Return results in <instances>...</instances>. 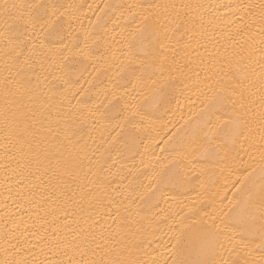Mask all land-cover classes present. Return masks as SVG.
Here are the masks:
<instances>
[{
  "label": "snow or ice",
  "instance_id": "obj_1",
  "mask_svg": "<svg viewBox=\"0 0 264 264\" xmlns=\"http://www.w3.org/2000/svg\"><path fill=\"white\" fill-rule=\"evenodd\" d=\"M82 7L0 0L2 166L55 219L83 221L71 240L37 229L38 244L15 224L0 264H264V0L223 5V51L195 66L169 52L204 29L200 6L106 2L87 28ZM189 94L195 118L164 123ZM53 100L49 140L37 113Z\"/></svg>",
  "mask_w": 264,
  "mask_h": 264
},
{
  "label": "bare ground",
  "instance_id": "obj_2",
  "mask_svg": "<svg viewBox=\"0 0 264 264\" xmlns=\"http://www.w3.org/2000/svg\"><path fill=\"white\" fill-rule=\"evenodd\" d=\"M66 2L83 5L81 9L82 19L84 27L87 28L89 27V22H94L96 16L99 14L97 11V5L102 7L106 2L122 3L130 2V0H66ZM137 2H139V0H137ZM150 2L154 4H174L177 6L176 10L181 11V15L183 14V11L188 10L182 9L181 6L183 5L200 6L192 9L191 11L192 14L197 17H204V29H197V34L193 35L190 42H188L187 38H185L187 46L181 45L174 47L169 52L170 59L179 61L181 65L190 62L193 66H195L201 59L207 57L209 52L215 53V48H213L214 44L216 48H220L221 52L223 51V48L221 47V44L223 43L221 40V32L225 28L224 18H234L232 12L228 8L223 7V5L241 3L259 4L260 0H150ZM161 11L163 12L162 9ZM173 11L174 10L169 9V12ZM209 21H211V23H208ZM218 41H220V43H218ZM258 71L259 68L257 67V72ZM6 75L7 72L4 70L3 62L0 61V108L3 107L2 92L4 87V78ZM50 103L53 107L48 111L41 110L38 112L37 119L44 122L45 127L42 128L41 131L48 137L49 140H52V138L56 135L55 120L57 117V101L53 100L50 101ZM200 107V101L195 95H191V101L188 99H182L179 106L174 103L173 109L175 114L173 115V113H169L168 116L165 117L164 123H167V121L171 119L172 122L179 127L180 124L184 123V120L194 119L195 114L199 111ZM41 112L43 114H41ZM45 117L48 119H45ZM49 125L51 126V131H48ZM37 127H40L39 123L37 124ZM171 131H175L172 124H168L167 128H163L158 125L156 132L148 134V139L145 140V143H150L153 137L158 139L159 136H165V133L171 134ZM55 142L56 141H53V143ZM154 147L155 152L160 154V146L154 145ZM3 153V140L0 138V246L4 245L5 235L11 232L15 224H21V228H23L24 224H27L28 233L25 234V238L33 244H38L37 239L32 235V233L36 232L37 229H39L38 235H44L49 239L53 238V233L55 232L59 239L63 240L66 238L71 240L74 235L73 230L78 231L79 225L83 224L80 217H69V219L65 220L61 215L60 219L57 220L52 215V208L54 205L51 201L43 203L42 206H38L41 205L42 197L46 196L47 193H42L41 189L38 188L32 189L27 186H22L18 183V177H15L11 171H8L6 174L2 166ZM241 155L244 156L246 161L253 163L254 167L259 164V156L257 153H253L252 160H249V156L244 155L243 153H241ZM258 174L259 172L257 168V176ZM191 195L195 196L196 194L193 192ZM175 210L177 212L180 211L179 208H176ZM205 210L211 211L210 208H206ZM108 224H112L111 219H108ZM113 229H115V225H113ZM118 240L119 236L114 234L110 242L115 244ZM34 251H38V248L34 249ZM24 254L26 253H22V255ZM47 258L56 259L57 257L53 252H48ZM76 258L79 259V257ZM41 259H44V257L42 256Z\"/></svg>",
  "mask_w": 264,
  "mask_h": 264
}]
</instances>
